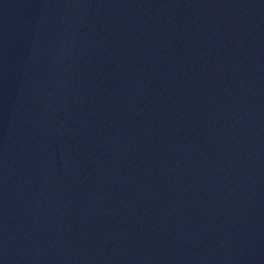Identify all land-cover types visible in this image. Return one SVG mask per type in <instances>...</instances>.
Instances as JSON below:
<instances>
[{
  "label": "water",
  "instance_id": "obj_1",
  "mask_svg": "<svg viewBox=\"0 0 264 264\" xmlns=\"http://www.w3.org/2000/svg\"><path fill=\"white\" fill-rule=\"evenodd\" d=\"M0 264H264V0H0Z\"/></svg>",
  "mask_w": 264,
  "mask_h": 264
}]
</instances>
